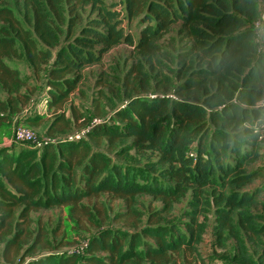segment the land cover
I'll return each instance as SVG.
<instances>
[{
  "label": "trees",
  "instance_id": "1",
  "mask_svg": "<svg viewBox=\"0 0 264 264\" xmlns=\"http://www.w3.org/2000/svg\"><path fill=\"white\" fill-rule=\"evenodd\" d=\"M260 1L0 0V129L43 97L46 111L24 123L50 118L46 135L0 147V264H264V185L249 187L264 183ZM122 44L130 63L114 70L118 83L90 92L96 101L106 88L125 105L107 100L104 115L67 117L83 69L107 70L105 54ZM20 59L34 83L7 63ZM96 118L79 139L58 138ZM103 196L123 200L116 221L144 227L150 241L139 251L117 229L53 246L41 215L32 217L67 208L84 227ZM144 197L145 221L134 209ZM208 231L222 257L200 250Z\"/></svg>",
  "mask_w": 264,
  "mask_h": 264
},
{
  "label": "rangeland",
  "instance_id": "2",
  "mask_svg": "<svg viewBox=\"0 0 264 264\" xmlns=\"http://www.w3.org/2000/svg\"><path fill=\"white\" fill-rule=\"evenodd\" d=\"M111 1L112 0H108V2ZM258 9L262 14V16L264 17V0L260 1ZM126 29L131 32L133 38L136 40L140 29L139 21L133 20L132 25L130 27L126 26ZM170 36L176 37V32H172ZM130 52H131V48H129L128 45L122 44L114 48L111 52L105 54L104 60L109 64L108 68H106L107 70H103V68H99L98 64L83 69L82 78L80 82L78 83L75 90L70 94V99L64 106L65 112H67L66 113L67 117L69 118L71 117L72 110L73 113L75 112V116H77L78 118H80L82 115L89 116L94 113L104 115L106 114L107 111L111 109L107 100H115L116 101L115 104L117 107L118 106L123 107L125 105L124 103L121 104V102H118V100H116V98L114 97L113 92L107 90L106 88L105 89L103 88L102 91V93L105 96L102 97L99 96V98L96 99V101H94L95 99H93V101L91 100V97H93V93L91 94L90 91L95 86V83L98 84L97 83L98 81H105L107 83H112V84L118 83V81L114 78V75H118V74L114 73V70H116L117 72H120V70L122 71L123 65L126 62V60L129 58ZM7 63L13 68L17 69L19 71L20 76L23 79H25L28 82L34 83V76L32 69L29 66V64L26 62V60L20 59L15 61H7ZM129 63L130 61L128 60V62H126V67L129 66ZM121 76H122V72L119 73L120 78ZM106 90L108 92H106ZM139 93L141 94L142 92ZM94 94L96 95V93ZM29 108L34 110L33 113H39L38 115H41L46 111L42 105L41 100H35L26 110H28ZM108 116L111 117V122L114 124V127H121L123 125V122H121L118 118H116L115 115H113V113ZM31 117H34V115ZM105 118H107V116H105ZM49 120H50L49 117L41 119V122L39 121L38 126L27 125L24 123L25 121L20 122L22 124L19 125V123H17L14 120L13 122L6 125L4 128L0 129V147L4 145L9 146L12 145V143L13 145H15V147L16 146L20 148L24 147L23 146L24 142L16 141L14 139L16 135V130L19 126H21V128H23L24 130L27 129L29 132L33 130L40 135H44V134L46 135L47 125L49 124ZM74 126H76V124ZM7 133L8 135H6ZM67 135L59 133L58 138L62 140L63 138H66ZM132 153L133 152L130 150L129 155H131ZM262 161L263 162L261 163H264V149L262 154ZM134 162H135L134 160L131 161V163ZM141 162L143 163L144 159H142ZM123 163L129 164L130 162L124 159ZM263 174H264V165H263ZM255 185H264V183L260 182V180H255L249 187H254ZM258 200L260 201V203H264V199L259 198ZM92 203L93 201H90V205H92ZM123 204H124L123 200L113 199L108 196H103L102 198L99 199V203L97 204V207L93 210L92 214L90 215V221L87 220L85 221L84 227L80 225L78 226L75 222L70 220V217L68 216L67 208L65 209L54 208L46 211L43 210L37 211L32 214V217L36 219L39 215H41L42 220L45 222L48 228L49 238L53 239V241L50 240V244L53 246H56L58 244H67V246L69 245L72 246L84 240L90 241V239L94 235L98 234L102 229H111V230L117 229L118 231H124L127 233L126 235H128V237L125 242L126 244H128L131 241L129 236L131 237V239L133 237V242L135 243V250L139 251V249L142 248V245L147 241L149 242L150 240L147 237H145V235H143L142 231L144 227L142 225H140V228L134 229L131 226L123 225L121 221L115 220V215L124 209ZM147 204H148L147 197L140 198L138 200V203L135 204L134 209L136 210V212H139L138 217L142 218V216L144 215L147 209ZM258 209L261 210V207H259ZM175 215L176 217L179 216V211L177 209L175 211ZM142 219L143 221H145L144 217ZM204 236L207 240L205 242H202L201 244L202 248H200V250L204 253L203 255L205 257L210 256L212 258L222 257L223 251L214 250L215 248L218 249V246H217V242L212 240L211 232L208 231ZM38 254H40V252L35 254V256ZM27 258L28 260H30L32 257L31 255L30 256L28 255ZM222 262L223 264H227L226 261H225L226 263L224 261ZM141 263H138L137 261L133 263V261L131 260L127 264H141ZM208 263L209 261H207V264ZM228 263H230L229 260ZM142 264H147V262H143Z\"/></svg>",
  "mask_w": 264,
  "mask_h": 264
},
{
  "label": "built area",
  "instance_id": "3",
  "mask_svg": "<svg viewBox=\"0 0 264 264\" xmlns=\"http://www.w3.org/2000/svg\"><path fill=\"white\" fill-rule=\"evenodd\" d=\"M44 95H45V94H44ZM150 96H151V97H154L155 95H150ZM38 100H41V101H42V105H43V107L45 108V103H46V99H45V97L40 98V99H38ZM30 111H32L31 108L28 109V110H25V112H23V114L17 119V121H19V122H18L19 125L22 124V123H20V122L25 121V119L27 118V116L30 115V114H29ZM102 121H103V119H101V118H100V119H98V118L93 119L92 122L90 123V125H88L85 129H82V130H80L79 132H76V133L73 134V135H68V136L66 137V140L79 139L81 136H83V135L86 133V131H88L89 129H91V128L93 127V125L100 124ZM32 136H33L32 131L29 132L27 129L24 130L23 128H21V126H19V127L17 128V130H16V135H15L14 139H15L16 141L25 142V141H27V140L32 139ZM40 144H41V143H38L37 145H40ZM88 243H89V242H88ZM86 244H87V243H86ZM83 246H85V245L83 244ZM215 264H218V263H215Z\"/></svg>",
  "mask_w": 264,
  "mask_h": 264
}]
</instances>
